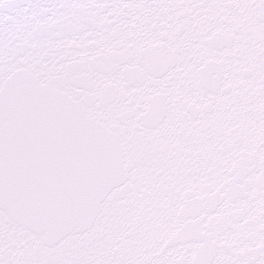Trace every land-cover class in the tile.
Wrapping results in <instances>:
<instances>
[{
	"label": "snow or ice",
	"instance_id": "1",
	"mask_svg": "<svg viewBox=\"0 0 264 264\" xmlns=\"http://www.w3.org/2000/svg\"><path fill=\"white\" fill-rule=\"evenodd\" d=\"M0 264H264V0H0Z\"/></svg>",
	"mask_w": 264,
	"mask_h": 264
}]
</instances>
